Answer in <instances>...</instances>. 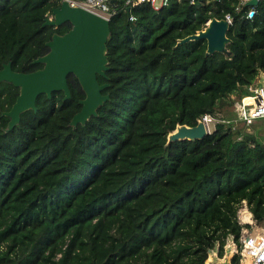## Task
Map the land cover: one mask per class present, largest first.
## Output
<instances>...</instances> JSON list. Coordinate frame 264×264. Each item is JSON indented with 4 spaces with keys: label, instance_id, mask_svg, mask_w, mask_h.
<instances>
[{
    "label": "trees",
    "instance_id": "obj_1",
    "mask_svg": "<svg viewBox=\"0 0 264 264\" xmlns=\"http://www.w3.org/2000/svg\"><path fill=\"white\" fill-rule=\"evenodd\" d=\"M60 1L0 0V68L41 66L31 61L45 41L70 27L42 25ZM109 5L108 68L97 75L109 98L84 124L69 125L84 97L71 73L69 98L40 93L6 130L19 89L0 81V264H207L228 236L239 250L242 202L264 220V135L229 110L264 68V0L252 18L239 0ZM226 13L227 52L180 42ZM204 114L214 123L202 138L166 142Z\"/></svg>",
    "mask_w": 264,
    "mask_h": 264
},
{
    "label": "water",
    "instance_id": "obj_2",
    "mask_svg": "<svg viewBox=\"0 0 264 264\" xmlns=\"http://www.w3.org/2000/svg\"><path fill=\"white\" fill-rule=\"evenodd\" d=\"M257 3L258 0H247L245 6ZM65 22H68L70 27L61 34L54 32L45 41L48 50L32 59V63H41L42 67L23 72L13 70L9 60L2 63L0 81L10 82L19 89L10 109L2 112L8 117L6 130L12 129L19 122L23 111L36 110L35 100L40 93L50 97L51 92L61 90L63 99L69 98L67 76L71 73L77 78L84 92V97L79 99L80 109L69 120L72 127L78 123L84 124L87 119L96 115L98 107L109 98L108 93L102 92L108 83H100L97 80V75L106 76L108 68L106 40L110 32L109 19L81 5L61 0L58 6L51 8L50 15L44 18L42 25L57 27ZM227 27L225 20L211 18L204 29L187 35L180 42L204 38L207 54L215 51L227 52ZM207 133L206 124L198 119L193 126L176 124L167 134L166 142L199 139ZM221 264L229 263L223 261Z\"/></svg>",
    "mask_w": 264,
    "mask_h": 264
},
{
    "label": "built area",
    "instance_id": "obj_3",
    "mask_svg": "<svg viewBox=\"0 0 264 264\" xmlns=\"http://www.w3.org/2000/svg\"><path fill=\"white\" fill-rule=\"evenodd\" d=\"M70 4L81 5L105 18H110L115 13L114 9L110 8L109 3L113 0H68ZM143 0H136V2ZM148 1L153 9H159L160 7L168 5L170 0H145ZM247 0H240V3H244ZM236 9L238 7L236 6ZM256 12L255 6H249L246 11V18H252ZM129 18H133L129 15ZM224 19L227 24L231 23V15L226 13ZM248 94L241 97L233 106V118L234 121H239L247 126L252 125L257 119L264 117V68L261 69L253 80L247 86ZM245 98L251 100L246 101ZM201 120L206 124L208 132L209 123H214V118L210 114H204ZM251 216V215H250ZM244 221V220H243ZM243 223L249 224L241 228L238 241L240 243L239 261L237 264H264V227L259 226V223L254 222L252 225L249 221ZM229 264H232L229 261Z\"/></svg>",
    "mask_w": 264,
    "mask_h": 264
},
{
    "label": "rangeland",
    "instance_id": "obj_4",
    "mask_svg": "<svg viewBox=\"0 0 264 264\" xmlns=\"http://www.w3.org/2000/svg\"><path fill=\"white\" fill-rule=\"evenodd\" d=\"M232 97H235V95H231ZM246 101H249L250 99L245 98ZM233 106L234 104L229 106V110L230 112H232L233 114ZM217 116H220V114H218ZM233 118V117H232ZM239 122V121H237ZM212 122L209 123V129H212ZM254 129H256L255 131L258 132V134H262L264 135V117L263 118H259L257 119L252 125L247 126L246 130L247 131H253ZM246 208V204L245 202H242V204L240 205L239 209H238V220L243 223L244 221L240 218V211ZM251 215V214H250ZM252 219V220H251ZM252 223V225L254 224L255 220L252 218V215L250 216V221ZM259 226L264 227V220L259 222ZM238 251V246L237 244L234 242L233 238L231 236H228L226 239V242L223 246V254L222 256L218 255V245H215V247L209 251L208 253V258L206 260L205 263H214V264H221L223 261H227V262H232V255Z\"/></svg>",
    "mask_w": 264,
    "mask_h": 264
},
{
    "label": "bare ground",
    "instance_id": "obj_5",
    "mask_svg": "<svg viewBox=\"0 0 264 264\" xmlns=\"http://www.w3.org/2000/svg\"><path fill=\"white\" fill-rule=\"evenodd\" d=\"M240 218L244 221H250V211H248V209L243 208L240 211ZM252 220V219H251Z\"/></svg>",
    "mask_w": 264,
    "mask_h": 264
},
{
    "label": "clouds",
    "instance_id": "obj_6",
    "mask_svg": "<svg viewBox=\"0 0 264 264\" xmlns=\"http://www.w3.org/2000/svg\"><path fill=\"white\" fill-rule=\"evenodd\" d=\"M240 1V0H239ZM246 2V1H245ZM245 2H244V4H245ZM250 6H253V5H250ZM255 6V5H254ZM249 8V6H247V9ZM247 11V10H246ZM50 15V14H49ZM220 19H222V18H220ZM224 20V19H223ZM227 25H229V24H227ZM256 78V77H255ZM245 96V95H244ZM241 97H243V96H241ZM240 97V98H241ZM240 100V99H239ZM199 119H201V118H199ZM203 121V120H202ZM212 128H213V126H212ZM251 214V213H250ZM229 263V262H228Z\"/></svg>",
    "mask_w": 264,
    "mask_h": 264
},
{
    "label": "flooded vegetation",
    "instance_id": "obj_7",
    "mask_svg": "<svg viewBox=\"0 0 264 264\" xmlns=\"http://www.w3.org/2000/svg\"><path fill=\"white\" fill-rule=\"evenodd\" d=\"M59 34H61V33H59ZM40 67H42V64H41V66H40ZM40 67H39V68H40Z\"/></svg>",
    "mask_w": 264,
    "mask_h": 264
},
{
    "label": "crops",
    "instance_id": "obj_8",
    "mask_svg": "<svg viewBox=\"0 0 264 264\" xmlns=\"http://www.w3.org/2000/svg\"><path fill=\"white\" fill-rule=\"evenodd\" d=\"M247 99H250V98H247ZM251 100V99H250Z\"/></svg>",
    "mask_w": 264,
    "mask_h": 264
}]
</instances>
